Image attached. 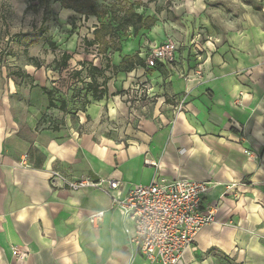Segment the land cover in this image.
Wrapping results in <instances>:
<instances>
[{"label": "crops", "instance_id": "crops-1", "mask_svg": "<svg viewBox=\"0 0 264 264\" xmlns=\"http://www.w3.org/2000/svg\"><path fill=\"white\" fill-rule=\"evenodd\" d=\"M129 1L156 22L119 49L88 46L100 24L89 15L86 34L57 58L70 54L78 67H49L35 52V62L0 67V264H150L131 259L112 198L155 177L211 182L204 204L218 206V221L195 236L186 264H264V0ZM166 41L177 44L176 61L148 67L150 49ZM132 56L143 63L106 68L107 58L120 66ZM91 65L102 68L99 98ZM74 75L86 77L81 94L57 101L45 91L67 93ZM53 169L120 185L56 189Z\"/></svg>", "mask_w": 264, "mask_h": 264}, {"label": "built area", "instance_id": "built-area-1", "mask_svg": "<svg viewBox=\"0 0 264 264\" xmlns=\"http://www.w3.org/2000/svg\"><path fill=\"white\" fill-rule=\"evenodd\" d=\"M176 52L177 44L173 41L155 45L147 54V65L156 68L174 63ZM183 105L182 99L176 106L177 111H181ZM49 182L53 188L71 191L85 188L106 190V186L117 189L120 185L112 178L94 179L85 175L69 178L56 169L51 171ZM235 185L225 184L224 193H229ZM210 188L211 182L206 180L155 177L148 184L132 186L123 199L113 197L112 205L120 208L127 220L131 259L141 256L150 264H186L184 255L195 236L205 226L218 221V206L204 204ZM104 214L102 210L94 212L89 216V222L97 225Z\"/></svg>", "mask_w": 264, "mask_h": 264}, {"label": "rangeland", "instance_id": "rangeland-1", "mask_svg": "<svg viewBox=\"0 0 264 264\" xmlns=\"http://www.w3.org/2000/svg\"><path fill=\"white\" fill-rule=\"evenodd\" d=\"M112 1L105 0L104 3L109 5ZM243 1L251 2V0ZM29 5L30 8H28ZM83 16L79 13L72 16L64 15L59 0H48L47 5L40 3V0H0V67L15 68L18 63L30 62L28 52L38 54L36 59L43 64L46 63L49 67L55 64L57 67L60 51H63V47L69 49V38L74 37L78 32H80L79 38L86 34V31L82 29L85 26ZM119 34L123 40L133 38L131 29L122 30ZM57 37L62 39V42ZM73 63L74 61L71 60L68 66L80 65H73ZM73 79L67 93L61 94L59 90L56 92L54 90L57 88L54 87L53 98L60 101L64 98L63 95L81 94V88L87 82L85 75H74ZM81 82V85L78 84Z\"/></svg>", "mask_w": 264, "mask_h": 264}, {"label": "trees", "instance_id": "trees-1", "mask_svg": "<svg viewBox=\"0 0 264 264\" xmlns=\"http://www.w3.org/2000/svg\"><path fill=\"white\" fill-rule=\"evenodd\" d=\"M59 1L62 8L72 9L76 13L84 15L85 18L89 15L100 18V24L93 31L95 38L88 42V46L96 45L102 53L108 52L109 48L119 49L117 41L121 42L123 40L121 34H119L122 30L128 31L131 29L133 34H137L142 29H150L156 22L154 17H145L143 14L138 13L136 11L137 2H130L129 0H113L109 2V5H106V3H98L97 0ZM40 3L47 5L48 0H40ZM28 8H30V5ZM70 58V54L64 53L57 65L59 67L68 66ZM31 59V61L35 62L34 58ZM135 63H143V61L138 56L124 57L120 66H112L111 59L107 58L106 68L113 67L114 70H117L122 66L125 70H131L134 68ZM88 68L93 74L91 81L88 83L89 88L93 89L94 97L99 98L100 95L97 94L98 85L95 74H101L102 68L93 65L88 66ZM45 91L52 95V90ZM54 105L51 101L49 106ZM64 105L63 102L61 108Z\"/></svg>", "mask_w": 264, "mask_h": 264}]
</instances>
